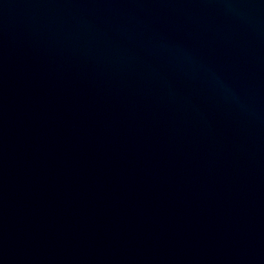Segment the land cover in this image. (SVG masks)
I'll return each mask as SVG.
<instances>
[{"label": "water", "instance_id": "1", "mask_svg": "<svg viewBox=\"0 0 264 264\" xmlns=\"http://www.w3.org/2000/svg\"><path fill=\"white\" fill-rule=\"evenodd\" d=\"M0 264H264V0H0Z\"/></svg>", "mask_w": 264, "mask_h": 264}]
</instances>
